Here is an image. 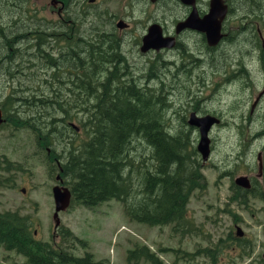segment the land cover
I'll return each instance as SVG.
<instances>
[{"label":"flooded vegetation","instance_id":"1","mask_svg":"<svg viewBox=\"0 0 264 264\" xmlns=\"http://www.w3.org/2000/svg\"><path fill=\"white\" fill-rule=\"evenodd\" d=\"M3 1L8 8L13 6L12 0ZM41 1L48 8L57 6L52 13L59 15L63 23L69 17V22L78 18L82 24H90L89 29H53L58 36L69 35L54 46L55 66L52 67V76L60 84L76 85L80 79L88 78L94 80L95 86L106 85L102 92L96 89L98 94L95 95L88 88L86 98L91 100L90 104L92 100L107 98L108 86H134L137 82L164 84L168 90V110L172 114L168 126L174 132L196 134L193 144L199 140V129L190 123L192 114L220 120L209 132L214 154L218 132L249 133L251 138L254 133L264 134L261 126L264 119L260 115L264 102V12L238 11L264 10V0H225L224 18L206 22L202 21L209 14L212 0H195V5L183 4L180 0H113L119 3L117 11L107 7V0ZM236 1L245 2V6L236 5ZM258 2L260 6L254 5ZM194 10L198 21L190 22ZM204 25L209 32L204 31ZM153 26H159L167 45L160 50L143 51V40ZM135 30H140L142 35L129 36ZM22 33L18 31L13 35L7 28L0 39L16 41L17 48L24 50L21 54H30L23 58L29 64L28 69L34 68L39 73L40 30L27 31L30 42ZM213 34L218 36L215 45L210 44ZM96 49L98 51L93 52ZM92 52V58L99 56L101 65L89 70L87 59ZM140 56L146 60L138 68L141 72H134L133 60ZM4 61H9L7 56L0 60V79L4 75ZM178 95H181L180 104ZM178 106L182 113L179 126L174 121ZM253 147L254 143L250 144L251 161L247 164L255 168L254 156L257 151V157L264 155V143L260 149ZM241 154L240 151L230 153L229 159Z\"/></svg>","mask_w":264,"mask_h":264},{"label":"rangeland","instance_id":"2","mask_svg":"<svg viewBox=\"0 0 264 264\" xmlns=\"http://www.w3.org/2000/svg\"><path fill=\"white\" fill-rule=\"evenodd\" d=\"M20 1L12 0L15 5L11 8L0 7V24L8 25L14 33L13 35L18 33L19 28L29 25L25 21H18V17L15 15L16 7ZM107 4V7L112 11H117L119 7V3L113 0H107ZM36 9L41 11H38L39 22L36 23L35 28L39 25L59 24L58 17L52 13V8L45 10L46 4L44 2L40 4V8L32 7L33 11H37ZM79 22L78 28L89 29L90 24H82L81 19ZM132 35L140 37L142 33L140 30H135L129 36ZM97 51L98 49L93 52ZM20 52H24V50L17 48L16 41L0 39V60L7 56V59L13 62H3L4 75L2 74L0 79V103L11 89L16 90L15 97L20 99H26L28 95L34 94L40 95V97L45 95L52 100V93L59 89L56 80L55 86L52 89L49 87L50 82H54L51 76L48 77L52 72L40 69V72L36 73L34 68L28 69L29 64L23 58L30 54H21ZM93 52L87 59V64L90 66L89 70H92L91 67L96 65L100 67L101 65L98 63L100 59L98 55H95L98 56L96 59L92 58ZM145 60L142 56L133 60L134 72H141L138 68L142 67ZM41 66L42 63H40V68ZM120 71L124 73V70L120 69ZM20 72L25 74L21 75ZM153 73H157V71H153ZM9 79H14V82H10ZM46 80L47 83L45 84ZM78 85H81L80 80ZM134 86L140 93H142L141 88L143 86L154 89L160 88V84H140L139 82ZM117 87L118 85H113L114 89ZM81 88L85 89L84 87ZM166 93V91L161 93L160 97H166ZM145 95L149 98L154 97L150 90ZM180 101L181 95H178V104ZM179 108L178 106L177 109ZM25 110L29 111L27 107H21L20 103H17L13 106L12 112ZM180 112L179 110L178 113L180 114ZM37 115L43 117L45 110L40 108ZM171 115L166 112L165 118L168 120ZM260 115L264 118V105ZM50 116L56 120L64 119L67 123H73L75 126H82L77 117L68 121L65 114L56 105H53L50 112L47 113V117ZM74 116H82V114L74 113ZM179 119L178 115L174 121ZM126 120L122 119L121 122L117 123L119 125L117 131L126 130V125L128 122L130 123ZM58 123L60 124V122ZM59 129L61 131L60 139H65V135L68 137V133L64 134L61 127ZM103 131L105 130L103 129ZM249 135L248 133L246 138L234 136L226 138L224 135H220L217 138L219 151L222 154L229 148L245 149L250 143ZM71 136L73 137L72 134ZM85 139L86 135L83 133L74 136V138L66 139L65 142L75 140L74 144L78 146ZM257 144H260V141ZM57 152L62 154L61 150H57ZM132 154L137 158L138 166H143L151 161V149L142 141L134 142ZM4 158L14 164L20 163L23 169L17 173L11 172L16 181L13 189L1 187L0 210L20 211L22 214L32 215V220L35 222L33 230L36 231V236L41 240L50 241L54 235L53 214L55 211L52 189L57 184L55 178L58 167L54 169V175H50L45 163L46 155L37 147L34 136L26 130L15 131L12 126L0 128L1 163L5 161ZM205 172L210 178L209 186L206 191L194 194L189 204V217L196 226V231L193 234L182 236L172 232L170 227H151L131 220L125 214L123 204L116 200L92 208L75 202L66 214L61 215L62 224L69 227L76 236L86 240L97 259H107L110 264H129L127 261L128 250L137 242L143 244L144 239L150 240L148 244L156 251L161 249L178 251V253L175 251L162 253L161 258L165 264H264L262 259L264 254V203L252 202L251 204L254 206L251 207L252 209H248L230 202L229 182H217L216 174L212 177L210 170H205ZM3 173V170L0 169V174ZM3 176L1 177L5 178ZM135 182L137 188L140 189L141 182L136 176ZM64 185L68 188L70 186L69 184V186ZM23 188H26V193L22 192ZM236 219L239 221L235 222ZM236 225L245 232L244 238H237ZM233 238L245 241L241 242ZM56 239L60 241L59 238ZM205 248L214 249L217 253L214 256L199 255L193 257L194 253ZM77 253L82 255L84 250L78 247ZM0 264H25V259L16 253L7 252L0 248Z\"/></svg>","mask_w":264,"mask_h":264},{"label":"trees","instance_id":"3","mask_svg":"<svg viewBox=\"0 0 264 264\" xmlns=\"http://www.w3.org/2000/svg\"><path fill=\"white\" fill-rule=\"evenodd\" d=\"M45 25L41 29H51ZM40 33V38L43 36ZM46 35V34H45ZM50 36V34H47ZM55 66V65H54ZM81 85H58V91L52 93V100L45 95H34L27 100L25 113H14L11 122L14 126L23 125L40 137L44 147L58 143L60 129L58 120L47 117L53 105L65 112L82 113L77 117L87 139L78 147L73 142L65 144L64 177L71 183L76 199L88 207L119 200L124 211L132 219L150 226L184 227L188 220V204L192 191L203 184L198 180L196 170L189 164L182 138L170 137L163 126L161 100L140 94L136 87L120 86L114 89L108 86V96L94 101L91 112L86 92H102L106 85L96 86L93 79H80ZM55 84H50V88ZM84 87L85 89H82ZM126 98V99H124ZM91 101V100H90ZM45 110L40 117L37 111ZM122 108V110H119ZM127 119L126 130H119L117 123ZM116 125V126H114ZM90 129L87 131V127ZM103 129L105 131H103ZM143 139L151 148V161L138 166L135 156L131 157L130 147L133 142ZM57 155L55 149L48 156L52 166ZM135 176L144 185L137 192ZM12 179L0 180V187ZM33 222L30 215L20 211L0 210V246L7 251L16 252L26 258L29 264H108L96 261L93 254L86 251L76 255V239L68 229H63V241L43 242L35 238ZM88 249L86 241H79ZM216 253V250L206 249ZM131 262L145 260L150 264H162L146 248H139L131 253Z\"/></svg>","mask_w":264,"mask_h":264},{"label":"water","instance_id":"4","mask_svg":"<svg viewBox=\"0 0 264 264\" xmlns=\"http://www.w3.org/2000/svg\"><path fill=\"white\" fill-rule=\"evenodd\" d=\"M215 1H218V0H215ZM206 121L209 123V126H208V128H209L213 124V122H211L209 119ZM1 123H2V114L0 111V124ZM203 136H204L203 141L200 145V150L202 152H204V144L206 142V140L204 139L206 137V135L204 134ZM207 154L208 153L206 152L205 159H207ZM58 180H60V177H58ZM54 196H55V201H56V214L54 216V220L56 223V228H58L60 223H61L60 219H59V213L61 211H65L68 209V207L70 206V203H71L72 194L69 191V189H67L66 187H56L54 189ZM239 234H241L240 230H239Z\"/></svg>","mask_w":264,"mask_h":264},{"label":"bare ground","instance_id":"5","mask_svg":"<svg viewBox=\"0 0 264 264\" xmlns=\"http://www.w3.org/2000/svg\"><path fill=\"white\" fill-rule=\"evenodd\" d=\"M164 82V81H163ZM139 85V84H138ZM172 104V103H171ZM62 128V127H61Z\"/></svg>","mask_w":264,"mask_h":264}]
</instances>
